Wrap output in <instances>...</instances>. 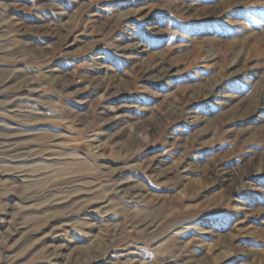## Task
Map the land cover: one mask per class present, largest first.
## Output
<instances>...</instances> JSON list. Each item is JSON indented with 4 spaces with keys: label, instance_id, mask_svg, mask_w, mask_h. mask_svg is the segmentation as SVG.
I'll return each mask as SVG.
<instances>
[{
    "label": "rangeland",
    "instance_id": "rangeland-1",
    "mask_svg": "<svg viewBox=\"0 0 264 264\" xmlns=\"http://www.w3.org/2000/svg\"><path fill=\"white\" fill-rule=\"evenodd\" d=\"M0 264H264V0H0Z\"/></svg>",
    "mask_w": 264,
    "mask_h": 264
},
{
    "label": "bare ground",
    "instance_id": "bare-ground-1",
    "mask_svg": "<svg viewBox=\"0 0 264 264\" xmlns=\"http://www.w3.org/2000/svg\"><path fill=\"white\" fill-rule=\"evenodd\" d=\"M66 29V28H65ZM78 30H80V29H78ZM68 31V30H67ZM82 31V30H81ZM80 32V31H79ZM67 44V43H66ZM47 49V48H46ZM163 72H164V70H163ZM44 77V76H43Z\"/></svg>",
    "mask_w": 264,
    "mask_h": 264
}]
</instances>
